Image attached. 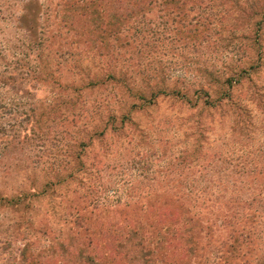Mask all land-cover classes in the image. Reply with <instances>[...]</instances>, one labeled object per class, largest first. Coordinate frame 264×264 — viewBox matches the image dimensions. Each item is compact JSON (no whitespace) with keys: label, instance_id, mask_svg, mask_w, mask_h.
<instances>
[{"label":"rangeland","instance_id":"rangeland-1","mask_svg":"<svg viewBox=\"0 0 264 264\" xmlns=\"http://www.w3.org/2000/svg\"><path fill=\"white\" fill-rule=\"evenodd\" d=\"M172 88L187 103L154 96ZM22 192L0 207V264L58 256L79 202L102 221L174 196L197 241L181 264H264V0H0V194Z\"/></svg>","mask_w":264,"mask_h":264},{"label":"trees","instance_id":"trees-1","mask_svg":"<svg viewBox=\"0 0 264 264\" xmlns=\"http://www.w3.org/2000/svg\"><path fill=\"white\" fill-rule=\"evenodd\" d=\"M123 6L122 4L119 6V4L110 3L105 8H107V12L113 13V17L118 16L122 18L130 11ZM72 17L74 18L75 15L72 14ZM111 75V72L108 71L106 79H114V77H110ZM95 79L91 77L88 82H83L78 86L75 85L76 89L74 88L72 91L80 92L97 84H102L95 81ZM225 82H229V79H224L220 83V86ZM55 85L61 89L62 94L66 93L67 89L64 85ZM200 92L201 89L195 93ZM160 94H165L170 97L179 95V100L187 103L184 89L176 90L172 88L168 91L156 90L154 96L156 97ZM202 94L208 98L206 92ZM152 95L153 93H151ZM228 96L221 94V96L215 99V102L217 105H220V101ZM230 105L232 106L233 104L231 103ZM232 114L235 116L237 123L241 125L248 123L246 119H243V117H247L239 108V105L237 107L235 106ZM107 118V123L109 120H111V123L115 122L114 116L108 114ZM124 120H128L126 116L120 118V122ZM83 143L79 141L77 148L79 146L83 147ZM82 166L79 152L74 153L71 160L64 164L65 169L71 170L68 173V177L78 175L82 177L85 171ZM64 168L60 170L63 171ZM56 176H58V173H56ZM85 179L88 183L89 178L87 177ZM51 186V183L45 182L42 187L48 188ZM90 189H92V186H89ZM96 193L98 192H94L92 196V204L95 206L98 204L99 199H101V196L96 195ZM86 194L91 195V191ZM174 197L175 199L173 200L170 198H164L161 201L154 200L140 214H134L130 210L119 212L103 210L102 212L105 214L102 221H90V218L87 217V214L90 215V213L86 211L85 206L80 205L84 201L79 202V204L77 203L75 205V211L71 216V220H69L73 228V244H70L64 251L60 249L61 252L58 256L57 254L49 255L45 253L40 258L35 255H30L24 249L22 255L23 262L25 264H181L186 259V256L191 255L192 252L189 249L195 250L194 247L197 241L195 240V236H193L192 227L190 228L192 226V220L186 216L187 209L178 201L181 196ZM23 198H25L24 192H22V195H16L13 198L8 196L4 197L0 194V207L16 208L20 206ZM260 199L264 200L263 197ZM93 209L96 210L97 207ZM187 224H189V228ZM262 225L264 224L262 223ZM262 225L260 228H262ZM226 248L233 250L235 246L233 243H229ZM223 255L224 253L213 255L215 264L222 262V260L223 264L229 263L232 258L231 255Z\"/></svg>","mask_w":264,"mask_h":264}]
</instances>
